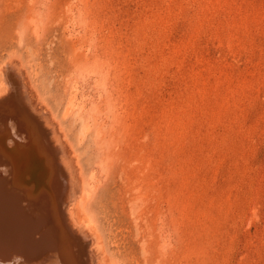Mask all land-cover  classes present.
Wrapping results in <instances>:
<instances>
[{"label":"rangeland","instance_id":"rangeland-1","mask_svg":"<svg viewBox=\"0 0 264 264\" xmlns=\"http://www.w3.org/2000/svg\"><path fill=\"white\" fill-rule=\"evenodd\" d=\"M8 59L113 264H264V0H0ZM52 246L33 264L79 263Z\"/></svg>","mask_w":264,"mask_h":264},{"label":"bare ground","instance_id":"bare-ground-1","mask_svg":"<svg viewBox=\"0 0 264 264\" xmlns=\"http://www.w3.org/2000/svg\"><path fill=\"white\" fill-rule=\"evenodd\" d=\"M22 73L14 60L1 63L0 124L5 130L0 134V243L11 237L13 241L6 254L0 253V264H33L32 260L57 244L78 264H113L87 212L92 190L69 158L64 140L46 116V107L36 106L41 103ZM78 97L75 90L69 93L65 114L74 109ZM7 135L11 142L31 143L30 152L25 148L17 161V153L6 145ZM48 224L50 229L44 228ZM18 256L21 261L16 260Z\"/></svg>","mask_w":264,"mask_h":264}]
</instances>
